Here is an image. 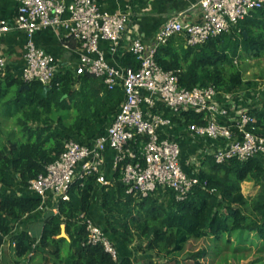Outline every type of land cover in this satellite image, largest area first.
I'll return each mask as SVG.
<instances>
[{
    "label": "trees",
    "instance_id": "obj_1",
    "mask_svg": "<svg viewBox=\"0 0 264 264\" xmlns=\"http://www.w3.org/2000/svg\"><path fill=\"white\" fill-rule=\"evenodd\" d=\"M242 50L262 55L264 10L242 19L233 31L198 45H187L182 34L171 36L159 46L156 60L165 70L176 71L183 87L213 85L223 93L247 98L250 89L245 94L242 90L256 83L246 81L235 62ZM122 60L133 68L140 64L131 51ZM25 83L8 66L0 74V117H12L16 126L8 141L0 135V247L7 236L13 235L19 257L34 250L36 239L26 231L16 234V221L43 203L38 194L30 191L31 180L60 157L69 139L90 143L105 133L125 98L121 85L109 88L103 77L88 72L76 74L73 69L59 71L46 95L42 82L31 81L26 83L28 87L21 88ZM248 108L257 118L255 131L264 135V101L261 107ZM163 110L165 116L184 126L205 123L203 115L192 110L180 114ZM1 125L2 119L0 130ZM181 161L185 170L193 174L196 164L188 165L182 156ZM200 164L205 166L196 172L200 183L183 200H178L171 188L160 187L144 197L127 193L120 169L110 170L114 180L108 186L98 183L97 174L76 181L70 199L58 202V212L47 218L39 246L48 248L61 264H136L129 245L139 238L148 240L147 250L155 251L154 260L143 264H204L206 258L218 252L211 254L208 247L200 248L189 251L184 262L179 258L191 239L210 237L223 241L226 247L234 243L235 250L249 249L245 241L253 234L259 238L260 257L252 263L264 264V156L218 163L212 155L203 154ZM244 181H255L260 190L246 196L241 186ZM19 184L25 193L8 191ZM99 196L101 207L97 214L93 208ZM81 212L100 225L114 242L116 259L102 244L86 243L88 232L78 222ZM63 223L71 240L59 236Z\"/></svg>",
    "mask_w": 264,
    "mask_h": 264
},
{
    "label": "built area",
    "instance_id": "obj_2",
    "mask_svg": "<svg viewBox=\"0 0 264 264\" xmlns=\"http://www.w3.org/2000/svg\"><path fill=\"white\" fill-rule=\"evenodd\" d=\"M15 1L18 6L13 21L0 18V37L11 30L27 35L24 82L37 80L51 87L59 71L73 69L76 74L88 72L103 77L109 88L121 85L125 92L105 133L90 143L69 139L60 157L31 180L30 189L43 202L49 197L57 203L69 200L74 183L93 174H97L101 185L113 184L106 175L107 148L114 151L113 170L120 169L127 193L144 197L163 187L173 189L178 200L185 199L200 183L196 172L201 164L190 161L196 164L194 173L185 170L179 141L164 130L175 123L164 115L165 108L173 114L192 110L203 115L205 123H190L186 129L191 134L222 141L206 150L218 163L264 156V135L255 131L257 118L249 106H234V94L218 91L213 85L183 87L177 72L165 70L156 60L159 46L171 36L182 34L187 45L204 43L233 31L253 12L264 10V0H197L202 12L199 22L173 15L157 32L154 43L147 44L140 37L130 40L129 51L139 61L138 68L109 63L100 47L101 41L109 40L111 52H117L128 28V14L103 10L96 0ZM49 28L65 30L66 47L70 41L80 43L83 52L78 64L59 69L57 58L37 46L35 33ZM6 67L7 59L0 47V74ZM78 222L88 232L87 244H102L115 259L118 257L114 242L91 217L81 212Z\"/></svg>",
    "mask_w": 264,
    "mask_h": 264
},
{
    "label": "crops",
    "instance_id": "obj_3",
    "mask_svg": "<svg viewBox=\"0 0 264 264\" xmlns=\"http://www.w3.org/2000/svg\"><path fill=\"white\" fill-rule=\"evenodd\" d=\"M96 1L103 10L110 13L122 12L129 16L128 28L117 52H111V41L103 40L100 43V47L105 52V57L108 62L116 66H127L124 64L122 58L125 53L129 51L130 40L132 38L140 37L145 43L152 44L155 41L157 32L169 17L178 15L182 20L189 22H199L202 17L201 8L198 5L197 0ZM17 6L18 4L15 0H0V18L13 21L17 12ZM64 33L65 30L62 28H49L37 31L34 35V40L37 46L44 49L46 52L53 54L57 58L59 69H64L69 65L73 66L78 64L83 52L80 43L76 41H70V46L66 47L63 42ZM26 41L27 35L18 30H11L0 37V47L7 59V66L20 78H22V71L25 65L24 52ZM248 97L245 98L244 95H233L232 99L234 106H249L248 100L245 104V99H248ZM0 119H2L0 135L3 138L2 140L8 141L12 131L11 128H16V126H7V122L12 120V117L5 118V116H1ZM164 130L169 136L179 141L182 148L181 156L186 159L188 165L190 161L200 164L203 154H206V150L209 147L222 143L220 140L191 134L186 129V126L176 122L169 127H165ZM113 157V149L107 148L106 175L112 181L114 180V175L110 173V170H113ZM0 188L3 189L2 184H0ZM14 190L19 194L25 193L20 184L14 189H8L10 192ZM30 191L35 193L32 189H30ZM100 207L101 197L99 196L96 198L93 213L100 214ZM57 212V201L52 197H49L42 203L39 209L26 214L21 219L17 220L14 232L18 234L22 231H26L31 237L36 239L34 244L35 248L28 255L19 257L17 255L15 246L16 242L13 239V235H9L0 247V264H61L55 261V258L49 253L48 248L43 249L39 246L47 218L52 213ZM65 229L67 236L63 237L71 240L70 234L67 232L66 224ZM66 254L67 252L63 251V255L66 256Z\"/></svg>",
    "mask_w": 264,
    "mask_h": 264
},
{
    "label": "rangeland",
    "instance_id": "obj_4",
    "mask_svg": "<svg viewBox=\"0 0 264 264\" xmlns=\"http://www.w3.org/2000/svg\"><path fill=\"white\" fill-rule=\"evenodd\" d=\"M235 62L243 70L244 79L256 83L254 87L244 88L242 90V93H246V91L250 89L249 97L245 100V104L248 100L251 102H248L249 106L258 105L261 107L264 101V51L262 55L255 56L253 53H246L242 50L241 57L236 58ZM7 123L8 127L9 125L14 126L13 120H9ZM201 167L205 166L200 165L199 168ZM241 186L242 192L248 197L254 196L260 190V185L255 181H244ZM222 242L223 241H213L210 237L199 240L191 239V241L186 244L185 250L179 255V258L184 262L185 256L189 251L207 247L210 249L211 254H214V252L218 253L206 258L204 264H253L252 262L260 257L258 253L259 238L253 234L245 241L250 247L249 249L239 248L235 250L232 246L234 243L226 247L225 243ZM147 243L148 240L139 238L134 239V241L130 243V254L136 260V264H143L146 261L154 260L153 256L155 251L147 250L145 247ZM64 252H68L67 248Z\"/></svg>",
    "mask_w": 264,
    "mask_h": 264
},
{
    "label": "water",
    "instance_id": "obj_5",
    "mask_svg": "<svg viewBox=\"0 0 264 264\" xmlns=\"http://www.w3.org/2000/svg\"><path fill=\"white\" fill-rule=\"evenodd\" d=\"M245 34H247V33L245 32ZM28 86L29 85L25 83V84H22L21 88L28 87ZM49 90H50V86L45 85L44 89H43V94L46 95ZM59 236H62V237L63 236H67L66 229H65V224H62V232H61V234Z\"/></svg>",
    "mask_w": 264,
    "mask_h": 264
}]
</instances>
